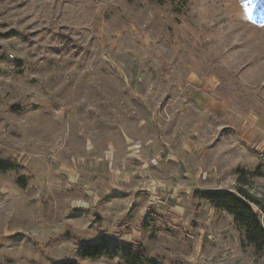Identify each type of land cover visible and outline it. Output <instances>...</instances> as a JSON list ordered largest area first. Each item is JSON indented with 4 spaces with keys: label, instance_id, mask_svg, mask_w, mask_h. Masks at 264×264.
<instances>
[{
    "label": "rangeland",
    "instance_id": "374dc122",
    "mask_svg": "<svg viewBox=\"0 0 264 264\" xmlns=\"http://www.w3.org/2000/svg\"><path fill=\"white\" fill-rule=\"evenodd\" d=\"M0 166V264H264V0H0Z\"/></svg>",
    "mask_w": 264,
    "mask_h": 264
},
{
    "label": "trees",
    "instance_id": "16d2710c",
    "mask_svg": "<svg viewBox=\"0 0 264 264\" xmlns=\"http://www.w3.org/2000/svg\"><path fill=\"white\" fill-rule=\"evenodd\" d=\"M160 5L168 2L174 3L176 0H153ZM0 170H4L0 166ZM246 173L240 175V183L246 185ZM239 196L228 191H208L201 195V198L217 208L230 215L235 224L243 231L244 241L252 246L258 253L264 254V226L261 222V212H257L253 205L259 206V203L251 198L244 190H239ZM117 243L115 240L102 238L100 242L92 244L85 243L80 249L82 257L85 259H98L103 256L115 258L122 255L127 264H137L141 259V253L133 252L131 245L126 247ZM140 257V258H139ZM62 264H77L76 262H64Z\"/></svg>",
    "mask_w": 264,
    "mask_h": 264
}]
</instances>
